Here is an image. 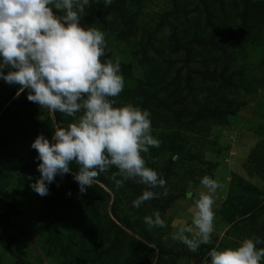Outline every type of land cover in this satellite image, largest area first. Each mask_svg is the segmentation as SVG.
<instances>
[{"label": "rangeland", "instance_id": "rangeland-1", "mask_svg": "<svg viewBox=\"0 0 264 264\" xmlns=\"http://www.w3.org/2000/svg\"><path fill=\"white\" fill-rule=\"evenodd\" d=\"M114 1L122 8L90 0L80 18L105 34L102 61L120 62L124 90L112 98L114 106L132 104L150 113L151 134L160 143L142 155L165 179L168 195L152 189L161 195L134 207L146 186L125 180L117 188L113 167L83 194L71 173L57 175L41 197L30 186L40 177L31 144L41 134L52 142L55 126L66 127L74 118L30 102L27 89L17 96L20 86L0 78V114L9 105L0 116V264H123L129 255V264H204L213 247L234 248L252 237L264 241V0ZM244 9L254 15L245 23ZM172 24L195 32L212 50L195 43L187 56L172 43ZM210 108L221 115H199ZM205 175L223 188L214 194L212 242L192 252L172 234L190 225L193 201L206 191L200 183ZM154 211L166 227L144 223ZM107 215L124 232L111 227ZM109 228L103 245L116 238L120 246L102 262V240L88 241Z\"/></svg>", "mask_w": 264, "mask_h": 264}, {"label": "clouds", "instance_id": "clouds-1", "mask_svg": "<svg viewBox=\"0 0 264 264\" xmlns=\"http://www.w3.org/2000/svg\"><path fill=\"white\" fill-rule=\"evenodd\" d=\"M103 3L107 7L113 0ZM89 6L90 0H0V78L20 86L17 96L27 89L30 102L74 118L66 127L55 126L52 142L41 134L31 144L40 161V177L30 185L37 194L48 195L47 185L57 175L63 178L69 173L80 193H86L100 173L115 167L112 179L117 188L125 180L146 186L133 200V206L139 208L161 195L152 189L163 188L162 195H168L165 179L146 165L142 155L160 142L151 134L147 110L132 104L114 106L112 98L124 90V77L118 59H101L105 34L80 23ZM53 9L63 15L57 16ZM72 164L78 171L72 172ZM200 183L206 191H200L193 201L190 225L183 224L172 234L174 241L192 252L212 242L214 194L223 188L208 175ZM186 195L193 198L192 192ZM144 223L149 228L166 227L159 211L146 215ZM261 243L259 237H252L234 248L213 247L204 264H262L264 247L257 248Z\"/></svg>", "mask_w": 264, "mask_h": 264}, {"label": "trees", "instance_id": "trees-1", "mask_svg": "<svg viewBox=\"0 0 264 264\" xmlns=\"http://www.w3.org/2000/svg\"><path fill=\"white\" fill-rule=\"evenodd\" d=\"M124 0H122L123 2ZM221 2V0H219ZM121 2V5H123V3ZM109 8H118V9H121L122 7L120 6H117L116 4V1L113 0V3L111 5L108 6ZM248 16H250L251 18H254V15L251 14V12H249L248 10L244 9L243 13H242V19H243V23L246 22ZM80 23L83 27L85 28H88L87 25H85V21L80 18ZM171 28L173 29L172 30V33L170 35V38H172L173 40V45L177 44L178 43L180 44V47L185 51V54L187 56H189V53H191L192 51L195 50L196 46H195V43L196 44H199V45H202L201 44V41H199V35L197 37V34L195 32H190V30L188 29H182L181 31H178L177 29V26L176 25H171ZM249 28V30L251 29V27H247ZM191 35V36H190ZM202 47H204V49H208V52H210V50H212L211 47L207 46V44H203ZM207 47V48H206ZM220 48V45H217L215 49H218ZM185 61H188V58H185ZM205 72H211V71H208L207 69L204 70ZM223 71V70H222ZM202 75L204 76H207L208 78H210V75L206 74V73H203V72H200ZM211 80H216L218 81L219 80V75L215 74V72H211ZM222 80V78H221ZM143 85L141 84L140 85V91L138 92L139 95L143 93V88H141ZM138 91V90H137ZM151 96V95H149ZM149 96L145 97V98H148ZM144 98V99H145ZM9 106V105H8ZM8 106H6L5 108H3L0 116L5 113L6 109L8 108ZM208 113L213 116H216L215 114H219L221 115V112L216 109V108H210L208 110H205L204 109H201L199 110V115L200 116H208V115H203L204 113ZM222 112H225V111H222ZM10 210H13L12 208H10ZM251 210L246 209L244 210V214L245 213H250ZM107 219H108V223L111 225V227H115L117 228L118 230H121L122 232H124V230L122 229V227L116 223L114 220H112V218H110L108 215H107ZM112 229L109 228V231L105 232V233H98V239H89L88 243L90 245H93V244H96L98 240H102V244L101 246L103 245L104 243V240L105 239H109L110 238V233ZM84 236L86 237L87 236V233L84 234ZM132 239L134 240V242H138L139 244H141L142 242L139 241V239H137L135 236H131ZM141 242V243H140ZM143 244V243H142ZM104 246V245H103ZM120 246V242L116 239V238H113L110 242H109V246L105 247V248H102L98 251V254L102 257V262H104V259L105 258H109L110 257V254L108 253L109 251L112 252L113 250L117 249L118 247ZM143 247H145V244L143 245ZM141 250V249H140ZM152 253H154V251L152 250ZM138 255V254H137ZM132 260V255H129L127 258H126V262L123 263V264H129V262H131ZM156 260H158V257L156 258Z\"/></svg>", "mask_w": 264, "mask_h": 264}]
</instances>
